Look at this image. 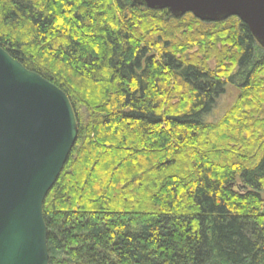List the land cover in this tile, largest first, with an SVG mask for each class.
<instances>
[{"label":"trees","instance_id":"trees-1","mask_svg":"<svg viewBox=\"0 0 264 264\" xmlns=\"http://www.w3.org/2000/svg\"><path fill=\"white\" fill-rule=\"evenodd\" d=\"M237 22L0 0V48L78 124L42 207L49 264H264V50ZM230 84L237 102L205 124Z\"/></svg>","mask_w":264,"mask_h":264},{"label":"water","instance_id":"water-1","mask_svg":"<svg viewBox=\"0 0 264 264\" xmlns=\"http://www.w3.org/2000/svg\"><path fill=\"white\" fill-rule=\"evenodd\" d=\"M130 1L175 18H236L264 50V0ZM77 134L68 96L0 48V264H49L42 207Z\"/></svg>","mask_w":264,"mask_h":264},{"label":"rangeland","instance_id":"rangeland-1","mask_svg":"<svg viewBox=\"0 0 264 264\" xmlns=\"http://www.w3.org/2000/svg\"><path fill=\"white\" fill-rule=\"evenodd\" d=\"M238 19L234 18H230L228 20H225V22H228V24H235L238 23L237 22ZM257 61H263L262 58L258 59ZM259 63V62H258ZM212 65V64H210ZM244 74V72H242ZM245 75H243L242 77L244 78ZM261 78V77H259ZM238 87H242L244 86V82H240L237 85ZM236 85L232 86L227 85L225 87L224 93L223 95L217 100L216 102V106L213 109V111L211 112V114H209L206 118H205V124L207 125H216L218 123H220L225 116L228 114V112L230 111V109L235 105V103L238 100V97L240 95V90L237 88ZM79 119H80V124L85 123L88 119V115L86 113V110L84 107L77 105L76 107Z\"/></svg>","mask_w":264,"mask_h":264},{"label":"bare ground","instance_id":"bare-ground-1","mask_svg":"<svg viewBox=\"0 0 264 264\" xmlns=\"http://www.w3.org/2000/svg\"><path fill=\"white\" fill-rule=\"evenodd\" d=\"M62 91V90H61ZM63 92V91H62Z\"/></svg>","mask_w":264,"mask_h":264}]
</instances>
